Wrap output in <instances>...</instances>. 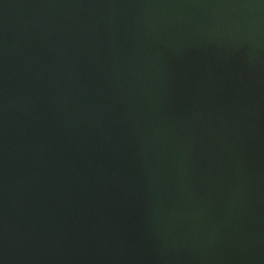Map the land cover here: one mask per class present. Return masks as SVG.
Returning <instances> with one entry per match:
<instances>
[{
    "label": "water",
    "instance_id": "1",
    "mask_svg": "<svg viewBox=\"0 0 264 264\" xmlns=\"http://www.w3.org/2000/svg\"><path fill=\"white\" fill-rule=\"evenodd\" d=\"M0 264H264V0H0Z\"/></svg>",
    "mask_w": 264,
    "mask_h": 264
}]
</instances>
